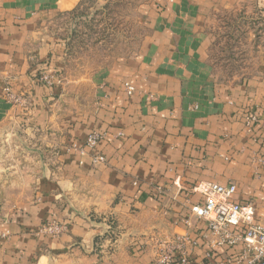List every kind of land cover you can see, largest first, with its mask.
<instances>
[{
  "label": "crops",
  "instance_id": "crops-1",
  "mask_svg": "<svg viewBox=\"0 0 264 264\" xmlns=\"http://www.w3.org/2000/svg\"><path fill=\"white\" fill-rule=\"evenodd\" d=\"M81 2L0 0V264H156L176 234L194 243L189 264H228L243 244L210 245L190 187L233 183L232 198L263 219L264 43L255 72L231 82L208 51L220 13L263 18L264 0H154L132 54L86 79L87 90L47 86L40 75L64 68L54 21ZM249 114L259 121L246 127ZM92 132L103 135L93 149L70 148ZM47 221L66 230L39 233Z\"/></svg>",
  "mask_w": 264,
  "mask_h": 264
},
{
  "label": "rangeland",
  "instance_id": "rangeland-1",
  "mask_svg": "<svg viewBox=\"0 0 264 264\" xmlns=\"http://www.w3.org/2000/svg\"><path fill=\"white\" fill-rule=\"evenodd\" d=\"M152 1L82 0L73 12L58 16L53 32L64 43L61 82L87 90L86 79L132 54L147 33L144 10ZM212 34L208 62L220 80H241L255 72L264 43L260 16H248L245 9L222 12ZM260 223L264 225V217ZM108 231L112 243L118 228L111 225Z\"/></svg>",
  "mask_w": 264,
  "mask_h": 264
},
{
  "label": "built area",
  "instance_id": "built-area-1",
  "mask_svg": "<svg viewBox=\"0 0 264 264\" xmlns=\"http://www.w3.org/2000/svg\"><path fill=\"white\" fill-rule=\"evenodd\" d=\"M40 80L47 86L59 85L60 76L49 74L40 75ZM126 92L130 95L133 87L125 84ZM257 114H249L245 117L246 127L251 123L258 122ZM103 135L92 132L80 143H71L70 148L75 149L80 155L87 150L93 149L101 140ZM94 163L104 162L102 154L91 155ZM193 192L198 193L202 201L193 203L190 214L205 223L208 233L213 240L210 245L214 247H234L242 243L243 248L236 257H228V264H264V225L257 222L252 202H237L232 196L236 191L233 183L220 184L214 181H199L190 187ZM159 193L165 191L157 188ZM189 225V219H183ZM66 230V225L58 221H47L43 223L38 232L56 237ZM2 233L1 235H3ZM164 245L157 251L156 264H189L186 256V245L194 244L187 234H176L174 237L163 242ZM210 256L211 258V254Z\"/></svg>",
  "mask_w": 264,
  "mask_h": 264
},
{
  "label": "trees",
  "instance_id": "trees-1",
  "mask_svg": "<svg viewBox=\"0 0 264 264\" xmlns=\"http://www.w3.org/2000/svg\"><path fill=\"white\" fill-rule=\"evenodd\" d=\"M263 18H264V17H263ZM263 18L260 17V19L264 20ZM213 255H215V254H213ZM214 257H215V256H214Z\"/></svg>",
  "mask_w": 264,
  "mask_h": 264
}]
</instances>
